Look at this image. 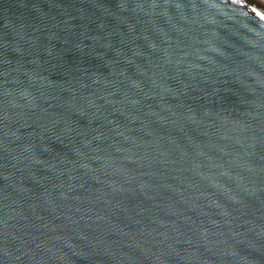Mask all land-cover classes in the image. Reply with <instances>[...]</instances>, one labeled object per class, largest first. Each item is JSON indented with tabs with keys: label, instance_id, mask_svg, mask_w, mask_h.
<instances>
[{
	"label": "water",
	"instance_id": "95a60500",
	"mask_svg": "<svg viewBox=\"0 0 264 264\" xmlns=\"http://www.w3.org/2000/svg\"><path fill=\"white\" fill-rule=\"evenodd\" d=\"M0 264H264V4L0 0Z\"/></svg>",
	"mask_w": 264,
	"mask_h": 264
},
{
	"label": "bare ground",
	"instance_id": "6f19581e",
	"mask_svg": "<svg viewBox=\"0 0 264 264\" xmlns=\"http://www.w3.org/2000/svg\"><path fill=\"white\" fill-rule=\"evenodd\" d=\"M260 2H262L264 4V0H259Z\"/></svg>",
	"mask_w": 264,
	"mask_h": 264
}]
</instances>
